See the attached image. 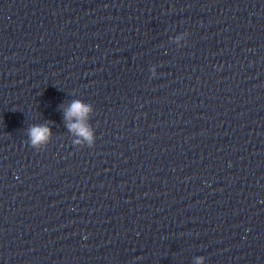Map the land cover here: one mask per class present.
Segmentation results:
<instances>
[{"label":"clouds","instance_id":"1","mask_svg":"<svg viewBox=\"0 0 264 264\" xmlns=\"http://www.w3.org/2000/svg\"><path fill=\"white\" fill-rule=\"evenodd\" d=\"M92 111V105L79 99L73 100L65 109L64 118L67 121V128L70 132L82 138L81 140L74 141L75 144L86 142L89 147L93 146V133L91 127L86 123ZM50 135V128L47 125H33L28 129L29 141L33 148H39L46 144ZM204 259L203 256L196 257L195 264H203Z\"/></svg>","mask_w":264,"mask_h":264}]
</instances>
